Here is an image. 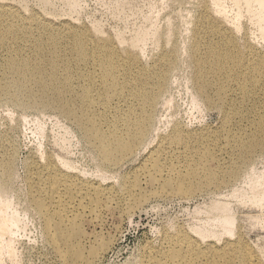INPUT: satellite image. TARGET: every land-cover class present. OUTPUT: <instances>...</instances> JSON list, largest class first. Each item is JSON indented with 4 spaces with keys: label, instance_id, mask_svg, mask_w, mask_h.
Wrapping results in <instances>:
<instances>
[{
    "label": "bare ground",
    "instance_id": "bare-ground-1",
    "mask_svg": "<svg viewBox=\"0 0 264 264\" xmlns=\"http://www.w3.org/2000/svg\"><path fill=\"white\" fill-rule=\"evenodd\" d=\"M230 1L238 10L243 6L249 13L250 21L257 26L259 39L264 41V0ZM211 3L212 10L204 4L193 33L197 94L213 105L206 96L211 80L217 82V103L230 104L227 93L229 84L234 83L236 89L232 92L247 102L251 89L259 83L264 86V75L259 76L264 54L258 45L249 42L250 39H245L242 59V54H233L227 48L207 46L206 42L214 39L213 34L217 40H225L224 46L229 42L230 46L236 39L234 31L240 29L239 11L230 17L221 0ZM76 5L71 1V8ZM209 10L218 16L217 21ZM225 24L233 25L234 30L222 33L226 30ZM175 50H165L145 67L136 56L119 52L112 41L95 39L84 28L63 23L55 25L35 13L26 18L11 6L0 3V52L4 53L0 60V100L13 95L12 101L16 100L15 103L21 106L57 109L99 154L98 171L115 168L122 159L138 152L155 137L157 141L146 155L150 182L159 185L165 197H185L205 187H219L239 176L237 167H232L226 176L208 169L204 162L215 153L229 149L239 151L237 163L250 167L249 155L264 150V111L247 140L227 133V145L220 142V136L214 131L206 130L197 135L194 130L179 124H174L169 132L159 134L156 113L161 104L167 106L170 102L166 89L176 60ZM82 83L85 85L79 87ZM222 84H228V87ZM252 93L264 97V89ZM196 103V97L192 96V105ZM237 115L234 111L226 113L224 125H229L233 117H239ZM201 141L207 143L200 149L188 148ZM6 154L0 147V264H3L4 256L15 258L13 237L20 225V213L16 211L19 208L13 209L14 202L8 197L10 190L7 192L13 165ZM179 158L184 159L183 164L169 165ZM70 166L53 155L47 156L44 162L33 160L27 174L29 200L43 218L47 240L62 264H94L109 249L111 239L96 232L87 237L83 231L84 220L90 218L89 223H96L97 227L104 212H116L120 218L130 217L144 201L137 192L142 181H139V171H135L132 184L116 188L69 172ZM251 175L254 176H249L247 191L240 190L233 198L264 210V171ZM198 178L203 179L193 184ZM220 206L221 215L211 219L209 227L202 225L190 232L163 234L158 246H145L137 264H264L235 227V219L227 205ZM253 218L264 220L262 216ZM221 241V244L217 243Z\"/></svg>",
    "mask_w": 264,
    "mask_h": 264
},
{
    "label": "rangeland",
    "instance_id": "rangeland-1",
    "mask_svg": "<svg viewBox=\"0 0 264 264\" xmlns=\"http://www.w3.org/2000/svg\"><path fill=\"white\" fill-rule=\"evenodd\" d=\"M71 1L77 4L75 8H71ZM211 1L0 0V3L11 6L26 18L35 13L55 25L63 23L77 29L84 28L95 39L112 41L119 52L126 51L136 56L145 67L151 65L165 50L176 49V60L170 70L166 89V97L170 102L167 106L161 104L156 113L158 133H167L174 124H179L194 130L197 135L206 130L214 131L220 136V142L227 145L229 142L227 133L233 134L238 137L237 139L247 140L254 132L255 124L264 111V97L254 95L252 92L264 89V86L259 83L257 87L251 89L250 99L243 102L239 95L232 92L236 89L234 83L229 84L227 94L231 103L223 105L217 103L219 94L215 86L217 82L210 80L211 87L206 92L213 105H209L206 98H201L197 94L193 33L197 18L203 14L204 4L213 9ZM221 3L230 17H233L235 12H240V29L234 31L236 39L231 41L230 46H228L230 42L224 46L225 40H217L215 34L212 41L206 42L207 46H217L223 50L227 48L231 53L241 55L244 53L245 43L250 39L249 42L258 45L264 54V41L259 39L257 26L250 21L249 13L243 6L238 10L230 0H221ZM211 10L209 11L212 17L217 21L218 16ZM25 22L29 24L26 19ZM224 26L226 30L221 31L222 33L234 30L231 24ZM144 37L146 38L143 39ZM0 54L1 60L4 53ZM261 75H264V65L259 73V76ZM84 85L82 83L79 87ZM222 85L228 87V84ZM192 96L197 100L195 106L192 105ZM13 97L15 96L9 95L0 100V147L7 152L5 156H8L13 165L6 186L7 192L10 190L8 197L13 199H11V202H14L13 206L17 205L13 209L19 208L16 211L20 213L21 226L17 228L19 230L16 229L13 237L15 258L11 260L4 256L3 264H62L47 240L43 218L34 210L29 200L28 167L33 160L44 162L49 155L60 157L71 165L69 172L79 174L88 181L116 188L123 184L125 186L132 184L134 172L139 171V181L142 183L140 191L137 192L144 197V201L130 217L120 218L115 211L104 212L97 227L96 223H89L90 218L84 220L83 231L87 237L96 232L102 233L105 239H111L109 249L94 264H137L145 246H158L163 234L184 230L190 232L192 228H199L202 225L209 227L208 222L221 215L220 204L227 205L228 212L235 219V227L247 246L264 262V220L262 218L252 220V217H264L262 213L264 210L233 198L234 193L240 190L247 191L250 186L249 176H254L252 173L256 175L264 171V150H256L249 155V168L237 163L239 151L229 149L226 152L215 153L212 155L213 158L205 160L207 168L217 170L221 176L224 174L226 176L232 167H237L239 171L237 178L230 179L219 187L210 186L196 190L185 197L173 195L165 197L160 192V186L150 182L147 173L150 165L146 162V155L155 145L157 141L155 137L150 139L148 142L150 144L122 159L115 168L98 171L101 162L99 154L83 139L76 126L57 109L35 105L23 107L16 104V100L12 101ZM233 111L242 118L233 117L230 124L225 126L224 115ZM41 130L44 131L43 134L40 133ZM206 143L204 141L192 143L188 148L200 149ZM177 163L183 164L184 159H174L169 165ZM100 174L104 177L102 178ZM201 179L203 178L196 179L193 184H197ZM222 241L217 243L221 244Z\"/></svg>",
    "mask_w": 264,
    "mask_h": 264
}]
</instances>
